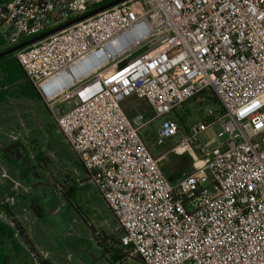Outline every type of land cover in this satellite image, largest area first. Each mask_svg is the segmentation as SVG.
<instances>
[{
    "label": "built area",
    "instance_id": "built-area-1",
    "mask_svg": "<svg viewBox=\"0 0 264 264\" xmlns=\"http://www.w3.org/2000/svg\"><path fill=\"white\" fill-rule=\"evenodd\" d=\"M103 1L0 0V32L15 46ZM15 56L114 212L130 257L264 264V0H125ZM207 92L220 109L207 104L183 128L174 111ZM133 97L151 117L134 105L129 116L123 101ZM163 116L156 145L178 136L171 149H183L217 123L227 137L173 182L142 134Z\"/></svg>",
    "mask_w": 264,
    "mask_h": 264
},
{
    "label": "rangeland",
    "instance_id": "rangeland-1",
    "mask_svg": "<svg viewBox=\"0 0 264 264\" xmlns=\"http://www.w3.org/2000/svg\"><path fill=\"white\" fill-rule=\"evenodd\" d=\"M203 100L198 96L174 111L183 128L200 121L207 104L220 109L219 103ZM70 101L57 103L66 107ZM132 105L151 117L145 99L123 101L129 116L136 113ZM165 119H155L142 134L173 182L198 169L227 137L219 136L217 123L172 150L178 136L162 146L154 142ZM0 187V220L14 226L13 219L28 235L26 240L17 231L0 230V264H143L135 256L114 263L106 253L101 241H119L120 223L41 99L11 96L0 104ZM70 187L73 195L66 198L61 192Z\"/></svg>",
    "mask_w": 264,
    "mask_h": 264
},
{
    "label": "trees",
    "instance_id": "trees-1",
    "mask_svg": "<svg viewBox=\"0 0 264 264\" xmlns=\"http://www.w3.org/2000/svg\"><path fill=\"white\" fill-rule=\"evenodd\" d=\"M110 1L112 0H104L101 4L94 6L91 10L96 9L100 5H103L104 3H107ZM11 47L12 45H7L6 39L4 38L2 34H0V52H3ZM11 96L28 97V98H33V99L37 98V99L43 100L37 88L32 83V81L29 79L23 67L17 60L15 53H11V54L2 56L0 58V104L5 103ZM200 97L202 100L209 99L212 102L219 103L217 96L212 92L204 93V95H201ZM130 117L132 116L130 115ZM73 192H74V189L70 187V188H67L65 191H62L61 193L66 198H70V196L73 195ZM12 223L14 224V226L9 225V223L0 220V230L2 231L4 229H8L11 231L13 230L14 235H16L18 232V234L23 235L27 240L28 235L24 231V227L20 225L19 223H17L16 221H14L13 219H12ZM13 228H15L16 230H14ZM111 238H110V241L112 240ZM110 241H108V238H105L103 241H101V244L105 247L106 253H108L109 256L111 257V261L115 263V262L125 259L126 257H129L128 253L125 252L124 249L119 246L118 241H115L112 243ZM135 257L141 263L145 264L141 256H135Z\"/></svg>",
    "mask_w": 264,
    "mask_h": 264
},
{
    "label": "water",
    "instance_id": "water-1",
    "mask_svg": "<svg viewBox=\"0 0 264 264\" xmlns=\"http://www.w3.org/2000/svg\"><path fill=\"white\" fill-rule=\"evenodd\" d=\"M123 1H125V0H112L110 2L104 3L103 5H100L96 9H93V10H91V11H89V12L83 14V15H80V16L74 17L72 19H69V20L65 21L64 23H61L60 25H57V26H55V27H53V28L41 33V34H38V35H36V36H34V37H32V38H30V39L18 44V45L12 46L11 48H9V49H7V50H5L3 52H0V58L2 56L8 55V54L15 53L17 50L22 49L25 46L33 44V43H35V42H37V41H39V40L51 35V34H54V33L58 32V31H61V30L65 29V28H67V27H69V26H71L73 24H76V23H78V22H80V21H82L84 19L92 17V16L96 15L97 13L102 12V11L108 9V8H111L112 6H114V5L118 4V3H121ZM58 110H59V113H61L60 108Z\"/></svg>",
    "mask_w": 264,
    "mask_h": 264
}]
</instances>
